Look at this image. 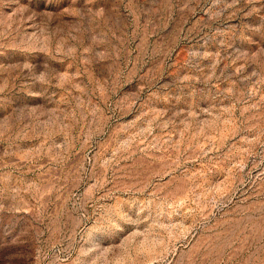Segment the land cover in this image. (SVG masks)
Returning a JSON list of instances; mask_svg holds the SVG:
<instances>
[{
    "label": "rangeland",
    "instance_id": "1",
    "mask_svg": "<svg viewBox=\"0 0 264 264\" xmlns=\"http://www.w3.org/2000/svg\"><path fill=\"white\" fill-rule=\"evenodd\" d=\"M0 264H264V0H0Z\"/></svg>",
    "mask_w": 264,
    "mask_h": 264
}]
</instances>
